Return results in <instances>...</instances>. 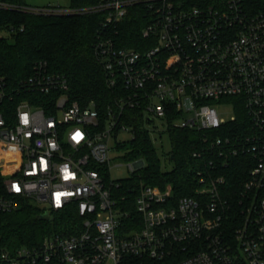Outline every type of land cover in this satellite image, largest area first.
<instances>
[{"label":"built area","instance_id":"obj_1","mask_svg":"<svg viewBox=\"0 0 264 264\" xmlns=\"http://www.w3.org/2000/svg\"><path fill=\"white\" fill-rule=\"evenodd\" d=\"M27 8L101 15L94 54L113 98L105 110L93 100L71 101L67 76L42 60L17 85L0 73V169L7 191L0 212L16 210L24 197L43 213L74 208L81 219L39 246L0 248V264H264V0H95ZM136 10L144 16L137 46H120L119 26ZM39 94L54 96L42 101ZM222 104L234 110L229 119L218 110ZM240 109L246 126L230 132L227 124ZM131 110L142 113L148 132L150 126L203 132L210 168L197 171L195 196L177 198L171 185L144 182L136 192L117 193L110 141L124 146L121 133L135 139ZM239 155L249 156L251 166L238 198L242 220L229 236L223 228L232 208L224 195L228 177L218 172ZM128 166L133 174L145 161Z\"/></svg>","mask_w":264,"mask_h":264},{"label":"trees","instance_id":"obj_2","mask_svg":"<svg viewBox=\"0 0 264 264\" xmlns=\"http://www.w3.org/2000/svg\"><path fill=\"white\" fill-rule=\"evenodd\" d=\"M94 1L71 0L70 6L81 7ZM256 1L249 0L250 4ZM143 17L136 10L132 18L121 22L120 46H137L135 41L141 37ZM100 21L99 13L36 12L28 9L23 0H0V31L9 30L8 35L0 33V73L9 83L17 85L32 73L36 62L46 61L52 71L67 76L71 101L86 105L93 100L100 110H105L112 101L113 92L106 85L104 70L94 54L95 36L100 29ZM53 96L54 94H39L42 101L52 99ZM38 103L43 104L41 101ZM129 113L134 116L136 133L132 141L131 156L143 159L145 166L130 177L120 179L117 193L124 195L136 192L144 182L162 188L171 185L177 198L195 196L196 190L201 186L197 171L210 168V154L203 132L168 128L171 141L168 160L172 164L169 170L162 163L150 132L142 128V113L138 110H131ZM245 119L244 111L240 109L237 119L227 124L228 131L243 130L246 126L243 123ZM195 152L202 153L195 156ZM248 160L250 157L247 155L236 156L227 166L221 164L224 171L218 172L228 177L224 195L230 199L232 208L224 218L223 228L229 236L242 220L238 198L247 178L248 167L251 166L247 164ZM6 193L0 169V196ZM42 215V209L24 197L19 198L16 210L0 212V248L13 251L21 246H39L47 235L69 232L74 225L81 223L74 208L53 212L49 220L43 219Z\"/></svg>","mask_w":264,"mask_h":264},{"label":"rangeland","instance_id":"obj_3","mask_svg":"<svg viewBox=\"0 0 264 264\" xmlns=\"http://www.w3.org/2000/svg\"><path fill=\"white\" fill-rule=\"evenodd\" d=\"M23 2L26 4V7L29 8H41L49 5H61L64 7H68L70 6L71 0H23ZM0 33L3 35H8L9 30L2 29ZM218 110L220 114L226 119H229L231 116L234 115V110L231 105L222 104L218 106ZM154 124L157 125V121ZM149 132L151 135V139L155 143L158 155L161 158L162 163L165 165L166 169L170 170L172 168V164L168 160V153L171 150V141L168 131H159L153 126H150ZM119 141H125L126 144L124 146H117V141L115 138H112L110 141V145L112 147L111 176L113 179L116 180L130 177L132 175V172L128 165L135 161V158L131 156V135L127 133H121Z\"/></svg>","mask_w":264,"mask_h":264},{"label":"water","instance_id":"obj_4","mask_svg":"<svg viewBox=\"0 0 264 264\" xmlns=\"http://www.w3.org/2000/svg\"><path fill=\"white\" fill-rule=\"evenodd\" d=\"M42 218L46 219V220H49V218H50L49 213L48 212L43 213Z\"/></svg>","mask_w":264,"mask_h":264},{"label":"snow or ice","instance_id":"obj_5","mask_svg":"<svg viewBox=\"0 0 264 264\" xmlns=\"http://www.w3.org/2000/svg\"><path fill=\"white\" fill-rule=\"evenodd\" d=\"M77 135H79V134H77Z\"/></svg>","mask_w":264,"mask_h":264}]
</instances>
